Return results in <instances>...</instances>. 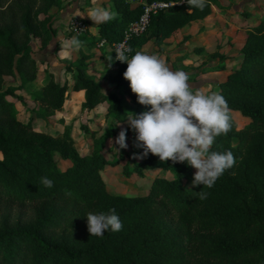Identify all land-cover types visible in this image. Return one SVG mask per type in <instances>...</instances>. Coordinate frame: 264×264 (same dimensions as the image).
I'll return each instance as SVG.
<instances>
[{"label":"trees","instance_id":"16d2710c","mask_svg":"<svg viewBox=\"0 0 264 264\" xmlns=\"http://www.w3.org/2000/svg\"><path fill=\"white\" fill-rule=\"evenodd\" d=\"M109 1L118 13L114 20L96 24L91 33H67V39L75 36L86 48L104 41L112 50L143 5L169 3L150 14L142 34L126 40L133 50L129 55H134L148 40L159 47L182 26L208 16L211 6L221 7L219 0H207L203 11L190 12L187 0H140L133 6L129 0ZM60 2L0 0V264H264V15L246 26L238 65L216 85L229 108L248 118L237 126L231 116V130L211 147L231 151L235 165L212 188H203L193 185L195 172L186 162H161L151 153L139 158L143 149L136 148L134 154L124 155L125 175L140 176L143 170L160 167L171 169L173 176L154 175L145 192L123 196L105 188L99 169L106 160L96 140L89 150L79 152L68 127L55 133L36 131L31 119H18L7 98L16 85L4 86V76L16 77L18 87L34 80L30 40L37 38L42 47L55 35L49 11ZM78 55L64 67L71 72L69 85L49 75L28 99L48 113L61 109L68 90L80 91L81 108L89 111L105 102L103 116L116 123L150 110L131 92L123 77L127 63L115 60L113 51L114 71L104 76L111 91L86 73L93 65L89 54L81 49ZM53 153L65 162L63 169ZM42 177L54 186H43ZM200 191L208 193L206 199L198 198ZM14 209L27 212L28 218L10 225ZM110 209L116 210L122 230L91 237L86 215Z\"/></svg>","mask_w":264,"mask_h":264},{"label":"rangeland","instance_id":"374dc122","mask_svg":"<svg viewBox=\"0 0 264 264\" xmlns=\"http://www.w3.org/2000/svg\"><path fill=\"white\" fill-rule=\"evenodd\" d=\"M95 1L99 7L112 11V5L109 4L107 0ZM248 1L249 0H219L221 7H212L213 15H211L208 20V28L196 26L202 21L201 19L191 21L190 25H194V27L190 28V31L193 33L192 35L182 36L180 40L178 39V41L176 38H173L167 43V45H165V48L156 49L153 43L148 42L143 45L140 52L147 54L158 53L160 54V58L170 66L171 70H182L186 72L190 77L189 83L192 85L193 91L199 90V92H202L200 90L201 87L202 89H205V92H203L205 94L216 92L214 82L220 76L224 75V71L208 74L212 77V79H210V87L207 89V85L205 86L201 84L203 82L200 81L199 75L203 72V70L210 66V63H212V60L210 59L211 57H204L203 55L199 56L197 53L193 54L189 52L188 45L197 47L195 45H205L209 43L211 46L208 51L213 52L218 50V43L217 45H214V43L218 40L222 41V33L226 30L224 25L228 27V23L230 22H233L236 26L244 23L250 24L255 21L257 16L264 14V0H257V3L259 2V4H254L253 0H251L250 3H253V5H248ZM88 5H90V0H61L58 7L50 9V16L53 19V24L56 26L57 34L49 41H51L53 45L57 46L58 49L61 50L63 40L67 39L66 35L69 33L68 27L71 20L83 17L81 16L83 15L82 10H85V7ZM89 21L92 20L90 19L88 22ZM217 22L218 27L220 25V27H224V29L219 28L217 31L215 27L212 28V26ZM237 29L233 28V30H231V33H233L232 39L229 44L225 43V45L228 46V51L231 52V56L237 55L236 46L240 40V36L233 32L235 30L237 32ZM212 31L215 33L214 36L212 35ZM38 45H40L38 39L34 37L31 38V55L35 57V59H40L39 61L37 60L40 68L33 81L18 87V79L16 77L14 78L13 76L8 75L3 77L4 86L16 85L12 95L7 96V98L12 100L18 119L21 121L31 119L34 130L45 131L47 133H55L57 131H62L64 127H68L70 135L73 139V146L79 152L89 150L93 141L96 140L100 153L106 160L104 165L99 169V174L105 184L106 190L111 194L123 196L139 195L147 190L154 175H162L166 178H171L173 176L171 169L163 170L160 167L143 170L140 176L135 173L125 175L122 172V166L125 160L124 155L126 153L134 154L136 151L137 147L134 146L136 134L129 128L127 120L123 123H116L110 116H103L102 114L105 112L104 102L95 106L93 109L86 111L80 107L82 94L68 90L63 100L61 109L46 113L40 105L29 100L27 97L28 93L38 89L49 75H52L57 82L65 80L67 84H70L71 72L67 71L65 73L64 67L67 63L74 62L79 56L78 52H72L68 57L60 55L59 52L53 56L52 46L47 47L44 52L40 53ZM222 46H224V43ZM43 47L44 46H42V48ZM84 50L85 52H88L87 48H84ZM169 51L173 52L168 53ZM99 52L101 54L97 56ZM111 53L112 50L110 48L103 50L102 47H99V51L93 50V55L91 57H93L92 59L95 61L97 67L89 69L88 74L93 77L95 75L104 76L109 72H113L114 60H108ZM224 53L225 52L223 51V56ZM52 56L54 58H52ZM53 60H55V63H53ZM109 63H111V67H108ZM48 69L53 70L49 71ZM100 79L101 78H98L99 81ZM204 82L207 83L206 81ZM107 86V82L103 80L102 88L106 89ZM17 97H20L24 104L20 103ZM231 116L237 126H241L247 122L248 119L247 117L241 116L239 112L235 110H231ZM122 129L127 130L126 143L128 147L126 149H119V145L114 143L115 138ZM117 149H119V151ZM53 156L57 166L63 169L65 167V162L58 156L57 153H53ZM192 169L194 172L197 171L193 167ZM2 215L3 210H0V220L3 219ZM25 218H28L27 212L21 213L17 209H14L9 217L10 225H12L15 221L24 222Z\"/></svg>","mask_w":264,"mask_h":264},{"label":"clouds","instance_id":"9594fccd","mask_svg":"<svg viewBox=\"0 0 264 264\" xmlns=\"http://www.w3.org/2000/svg\"><path fill=\"white\" fill-rule=\"evenodd\" d=\"M187 4L190 6L189 12L193 8L203 11L207 0H187ZM117 15L115 11L96 6L88 11L87 17L99 24L112 21ZM83 46V42L73 36L63 41L59 53L68 57ZM132 51L131 47L121 45L115 51V60L127 63L123 77L129 81L138 103L150 106V110L140 114L129 112L131 115L126 117L129 128L136 134L134 146L143 149L139 158L151 153L158 156L161 162H186L197 170L193 185L202 184L203 188H212L224 172L236 163L231 151H211L216 138L227 135L232 127L227 100L218 92L204 94L193 91L189 75L182 70H171L158 55L140 51L129 55ZM108 60L111 61L112 56ZM111 63L108 67H111ZM126 131L122 129L115 138L114 143L119 145V149L128 147ZM41 184L47 188L54 186L47 177L41 178ZM65 194L71 196L67 190ZM197 196L204 200L208 193L200 191ZM86 218L91 237H103L105 232H119L123 228L115 209L99 214L89 212Z\"/></svg>","mask_w":264,"mask_h":264},{"label":"crops","instance_id":"0c3cea01","mask_svg":"<svg viewBox=\"0 0 264 264\" xmlns=\"http://www.w3.org/2000/svg\"><path fill=\"white\" fill-rule=\"evenodd\" d=\"M108 2H109V4H111L112 5V3L109 1V0H107ZM131 1H133V2H131ZM250 1L251 0H249L248 1V5H253V3H250ZM129 2H130V5L131 6H133V5H135L136 3H138V2H140V0H129ZM253 2H254V4H259V2L257 3V0H253ZM96 6H99L98 4H96V1L95 0H90V5H88L87 7H85V10H82V12H83V15H81V16H83V17H78V18H80V19H84V20H86L87 21V26H88V32L90 33V32H92L93 31V29H94V26L97 24V23H93L92 21H89L88 22V20H90V18L89 17H87V14H88V11L92 8V7H96ZM100 6H101V4H100ZM212 7H216V6H211V11H210V14L208 15V16H206V17H204L203 19H201L202 21L198 24V25H196V26H199V27H201V26H203V27H205V28H208L207 26H209L208 25V23H209V18L211 17V15H213V11H212ZM264 15V14H263ZM260 16H262V15H260ZM260 16H257L256 17V19H255V21L253 22V23H244V24H242V25H239V26H236L233 22H230V23H228L229 24V26L227 27V26H225L224 25V27H225V31L222 33V41H217V42H215L214 43V45H217V43H218V45H219V48H218V50H215V51H213V52H210V51H208L209 50V47L211 46L209 43L208 44H205V45H202V44H198V45H195V46H197V47H199L200 48V51L199 52H196V51H193L192 49L193 48H195V47H193V45H188L189 46V52H191V53H197L199 56H204V57H211L210 59L212 60L211 62L212 63H210V66H208L205 70H203V72L199 75L200 77H199V79H200V81L201 82H203V83H201L202 85H207V89L210 87V84H209V81H211L210 79H212V77L211 76H209L208 74H214L215 72H221V71H224V75L223 76H220L217 80H215V86L217 85V83L218 82H220V81H223L224 79H225V77H226V75L231 71V69L232 68H234V67H236L237 65H238V63H239V59H240V51H239V49H240V46H241V44H242V42H243V40H244V38H245V35H246V26H249V25H252V24H254L256 21H257V19L260 17ZM189 25H184V26H182L176 33L174 32L169 38H167L166 40H165V42L164 43H162L161 45H159V47H157L154 43H153V45L155 46V48L157 49V48H165V45H167V43L170 41V40H172L173 38L175 39L176 38V40L178 41V39L180 40L181 39V37L182 36H188V35H192L193 33H192V31H190V28L191 27H194V25H190L191 23H188ZM223 25V24H222ZM216 28V30L218 31L219 30V28H223L224 29V27H220V25H219V27H218V22L217 23H215V25H213L212 26V28ZM239 27V28H238ZM233 28H235V29H237V32H236V30L235 31H233V32H235V34L236 35H239L240 36V40L238 41V44H237V48H236V52H237V55H235V56H231V52H229L228 51V46L227 45H225V43H227V44H229V42L231 41V39H232V34L233 33H231L232 31L231 30H233ZM57 34V29H56V33H55V35ZM211 34V33H210ZM212 35L214 36L215 35V33H214V31H212ZM235 36V35H234ZM218 37H219V34H218ZM64 41V40H63ZM148 42H151V40H148L146 43H148ZM145 43V44H146ZM152 43V42H151ZM224 43V46H222V44ZM144 44V45H145ZM52 46V47H51ZM47 47H51L52 48V52H53V56H54V54H58V52L60 51V49H58V47L57 46H55V45H53V43H51V41H48L45 45H44V47L42 48L40 45H38V49H39V52L40 53H42V52H44L45 51V49L47 48ZM99 47H102V49L103 50H106V49H109V47L105 44V43H103V44H101V45H98V46H94V47H91V48H87L88 49V54H89V58H88V60L89 61H92V67L90 68V69H94V68H96L97 67V65H96V63H95V61L92 59L93 57H91L92 55H93V50H96V51H99ZM143 47V45L138 49V51H140L141 50V48ZM84 48H86V47H82V49L84 50ZM167 48V47H166ZM85 51V50H84ZM225 52L224 53V56L222 55V52ZM157 52V51H156ZM165 52V51H164ZM173 51H169L168 53H172ZM214 52H217V53H219V54H221L222 56V58L220 57V59H219V57L218 56H213V53ZM101 53L99 52L98 53V55L97 56H99ZM167 54V53H166ZM179 54H181V53H179ZM36 55V54H35ZM156 55H158L159 57H160V54H156ZM52 56V58H54ZM33 57V56H32ZM164 57V56H163ZM34 58V60H35V65H36V74H38V71H39V63H37V60L39 61L40 59H35V57H33ZM165 59V58H164ZM237 59V60H236ZM163 60V59H162ZM234 60V61H233ZM214 62H216V63H214ZM217 64V65H216ZM49 71H52L53 69H48ZM89 70V69H88ZM88 70L86 71V73L88 74ZM66 73V72H65ZM109 73H112V72H109ZM109 73H107V74H109ZM89 75V74H88ZM106 75V74H105ZM104 75V76H105ZM104 76H102V75H95V76H91L92 78H94L96 81H97V83L102 87V81L103 80H105L104 79ZM98 78H101L100 79V81L98 80ZM54 79V78H53ZM55 80V79H54ZM56 81V80H55ZM106 81V80H105ZM204 81H206L207 83H205ZM62 82V81H61ZM107 82V81H106ZM107 84H108V86L106 87V89H104L105 91H111L112 89H113V87H112V84H110L109 82H107ZM67 85H69V84H67ZM200 90L202 91L201 93H203V92H205V89H202L201 87H200ZM194 91H196V90H194ZM73 92H75V91H73ZM77 93H80L81 94V92L80 91H76ZM198 92H199V90H198ZM216 92H217V87H216ZM205 94V93H204ZM105 103V102H104ZM99 105V104H98ZM97 106V105H96ZM105 107H106V105H105ZM94 108V107H93ZM92 108V109H93ZM103 115V114H102Z\"/></svg>","mask_w":264,"mask_h":264},{"label":"built area","instance_id":"2783aa9c","mask_svg":"<svg viewBox=\"0 0 264 264\" xmlns=\"http://www.w3.org/2000/svg\"><path fill=\"white\" fill-rule=\"evenodd\" d=\"M169 3L162 1H152L148 4L143 5L142 11L138 18L131 22L126 30L124 31L123 38L115 43L112 47L114 59L116 56V49L121 45L126 46V40L133 36H138L142 34L147 28L149 16L151 13H154L158 10H163L168 6ZM88 31L87 24L80 18H74L69 23L68 32L71 34H84ZM105 43L104 41H100L98 45Z\"/></svg>","mask_w":264,"mask_h":264}]
</instances>
